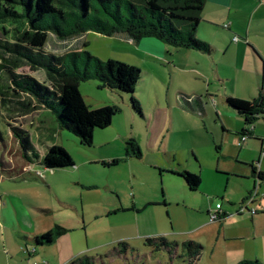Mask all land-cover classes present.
I'll list each match as a JSON object with an SVG mask.
<instances>
[{"label":"rangeland","instance_id":"rangeland-1","mask_svg":"<svg viewBox=\"0 0 264 264\" xmlns=\"http://www.w3.org/2000/svg\"><path fill=\"white\" fill-rule=\"evenodd\" d=\"M231 17L230 31L232 19L219 23L227 41L214 36V25L207 34L196 33L199 40L217 46L213 56H197L155 37H144L140 41L145 42L139 44L125 33L105 35L89 29L59 39L50 32L42 53L37 54L44 63L51 55H67L68 68L77 65L84 71L86 53H90L102 61L118 60L141 70L134 96L142 114L133 109L131 95L96 78L80 82L89 109L110 106L115 111L111 125L96 130L90 145L81 144L73 132L62 128L55 110L42 107L30 93L10 89L13 77H27L52 90L45 69L0 51L4 65L0 71V174L19 182L0 179V186L15 185L32 200L46 202L48 214L67 222L69 229L57 237L65 239L64 254L55 243H27L30 253L39 249L29 263L23 254L18 257L15 242L25 243L26 234L0 221V264L9 260L16 264H220L232 254L264 261L262 191L251 162L234 141L239 135L232 127L244 120L236 113L225 115L228 94L251 100L252 86L259 95L254 65L243 48L250 40V21L244 13L234 12ZM5 27L12 29L8 24ZM12 34L0 29V40L16 42L10 39ZM75 52L82 57H75ZM196 92L208 102L207 115L187 104ZM259 121L263 119L255 120L253 126ZM15 131L33 150L20 143ZM128 143L139 149V157ZM53 144L70 153L73 167L50 170L41 164ZM115 159L119 163L111 165ZM21 169L25 171L17 175ZM184 171L201 177L197 189L187 185L181 176ZM254 194H258L256 201L249 208L260 212H242ZM61 201L72 203L77 210ZM213 214L220 219L211 222ZM164 240L170 247L163 245ZM188 242L201 249L186 246ZM196 251L199 255L191 257Z\"/></svg>","mask_w":264,"mask_h":264},{"label":"trees","instance_id":"trees-1","mask_svg":"<svg viewBox=\"0 0 264 264\" xmlns=\"http://www.w3.org/2000/svg\"><path fill=\"white\" fill-rule=\"evenodd\" d=\"M205 2L206 0H0V29L5 34L13 32L10 39L16 40H0V51L15 59L26 60L32 67L44 68L52 86V90H49L35 79L13 77L11 82L14 85L10 89L13 92L18 89L30 93L41 105L55 110L59 125L73 132L81 144L90 145L96 130L111 125L115 111L110 106L89 109L79 90L80 82L96 78L118 92L131 95L133 109L142 114L141 104L134 96L141 70L118 60L102 61L90 53H86L87 64L94 67L93 71H89L88 65L84 71L77 65L73 69L68 68L67 55H51V60L44 63L37 58V54L42 53L49 33L52 32L59 39H66L89 29L105 35L125 33L129 39L137 42L144 37H155L169 45L210 53V45L196 37ZM6 24L12 26L13 31L6 29ZM73 55L82 57L77 52ZM3 66L0 63V71ZM52 95L56 101L51 99ZM227 104L244 116L245 124L249 127L255 120L264 119V96L251 100L228 96ZM249 127L244 130V134L250 133ZM15 134L21 144H27L26 149L33 150L20 132L15 131ZM128 145L134 155H141L132 143ZM33 153L38 159L39 156L34 151ZM28 159L32 160L30 157ZM117 163L118 159L110 162L111 165ZM41 164L50 170L71 168L74 166V159L64 147L53 144L42 156ZM254 172L259 179H264L263 173L256 170ZM181 176L191 189H197L201 185V177L197 174L184 171ZM67 232V228L56 224L50 231L36 236L35 242L37 245L51 244ZM149 242L152 241L149 239ZM163 245L170 247L165 240ZM185 245L201 249L200 245L192 242ZM195 253L191 257L199 255V251ZM238 264L264 263L259 260H243Z\"/></svg>","mask_w":264,"mask_h":264},{"label":"crops","instance_id":"crops-1","mask_svg":"<svg viewBox=\"0 0 264 264\" xmlns=\"http://www.w3.org/2000/svg\"><path fill=\"white\" fill-rule=\"evenodd\" d=\"M234 12H239V15L244 13L245 18L250 21V27L249 30V43H246V46H243L245 48V53L249 56L251 62L254 65L256 77H257V86H258V92L259 95L256 96V92L253 89L252 86H249L250 90V98L255 99L259 98L260 96H264V0H206L205 5L203 7V10L201 12V20L197 27L198 35L200 33L207 34L206 32L210 31L211 26H216V34L215 37H220L221 39L227 41L226 36L224 33L221 32V29H224L223 26H220L219 23H222L227 18L228 20L232 19V15ZM239 16L235 17L238 18ZM202 23H205L206 25H202ZM230 27L228 28L229 31L231 27L234 25V20L232 19L229 21ZM226 24V23H225ZM256 24V27H253L252 25ZM196 32V33H197ZM231 33V32H229ZM145 41H139V44H142ZM211 47L210 53H205L202 51L192 50L189 48H186L187 51L196 54L197 56H213V54L217 50L216 45H212L209 42H206ZM159 44V43H158ZM208 54V55H207ZM252 80V77H250ZM238 79V78H237ZM223 79H221L222 81ZM185 95L186 98H191V96L184 92H181ZM233 96V95H227L226 96V105L227 110H225L226 116H233L234 113L239 114L237 111H235L233 108H231L227 104V97ZM195 99H193L191 102L188 101L187 104L196 112L198 109L199 113L202 115H207V109H208V102H204V96L198 94V92L194 93ZM234 97V96H233ZM241 99L249 100L245 98L244 96H239ZM43 107V105H41ZM197 106V108H196ZM219 115V114H218ZM242 116L244 120V124L239 125L236 127V123L232 126L237 135H239L238 139H235V143L242 149V154L248 159L247 161H250L251 168H252V174H254L255 177L258 178V175L254 172L255 170L257 172H261L264 174V119L263 121L257 122L253 126H247L245 124V118L242 114H239ZM224 129L225 131L230 132V129L225 123H224ZM249 127L251 129L250 133L248 134L247 140L240 145L242 136L244 135V130ZM261 128V131H258V128ZM238 131V132H237ZM252 138V142L249 141V139ZM217 148L220 149V146ZM258 152V160H254V153ZM194 154V153H193ZM195 155V154H194ZM257 163V164H256ZM259 163V164H258ZM25 171V169H23ZM22 169L20 172L23 171ZM15 175V176H17ZM0 179L4 181H11L14 182V177L10 176L6 179L3 175L0 174ZM16 181V180H15ZM2 182V183H3ZM259 189L261 192V195L263 196V204H264V179H259ZM15 184H18L19 182H14ZM257 184V183H256ZM19 186V185H17ZM260 193V192H259ZM258 194H256L257 196ZM256 201V198L254 202ZM253 202V203H254ZM61 203L66 207H75L77 210V206H74L72 203L67 201H61ZM48 204L46 202H40L35 201L26 196V194L23 193V191L16 187L15 185H12L11 187H2L0 186V221L5 225H13L18 226L20 228V232L25 233V243L16 240L17 244V251H18V257H21V254L26 256L27 260H29V263H31V257L38 254L39 249H36L34 253H26V250L28 249L27 243H34L36 246H42L37 245L35 242V237L42 235L48 231H50L56 224L62 225L65 228H67V222L64 221H58L51 215H49V208ZM260 211L258 210L257 213ZM256 213V214H257ZM225 217V215L223 216ZM30 229V230H29ZM68 229V228H67ZM69 230V229H68ZM238 236H232V239H239V238H233ZM65 239H58L51 244L55 243V246H57V249L61 254L63 253L62 248L66 247V243L64 241ZM25 245V246H24ZM49 245V244H47ZM11 251V250H10ZM64 254V253H63ZM61 257H66L61 255ZM243 260H259L258 256H255L253 258H242L240 255H229L226 258L221 260L220 264H238L239 262ZM260 262L264 263V261L259 260ZM22 263V261L20 260ZM8 264H16L13 260H9ZM23 264V263H22Z\"/></svg>","mask_w":264,"mask_h":264},{"label":"built area","instance_id":"built-area-1","mask_svg":"<svg viewBox=\"0 0 264 264\" xmlns=\"http://www.w3.org/2000/svg\"><path fill=\"white\" fill-rule=\"evenodd\" d=\"M236 39H238V38L236 37ZM247 138H248V135H247V134H244V135L242 136V139H241L240 145H242V144L247 140ZM255 198H256V194L251 195L250 198H249V200L247 201V204L245 205V207H243V208L241 209V211H242V212H244V211H248V212H250L252 215H255V214L258 212V210H257V209H253V208H252V209L249 208V205L252 204V203L254 202ZM220 217H221V216H220L219 214H213V215H211L210 220H211V222H215V221L219 220ZM33 252H34V250H33ZM26 253L30 254V252H29L28 249L26 250ZM44 264H47V263H44Z\"/></svg>","mask_w":264,"mask_h":264}]
</instances>
